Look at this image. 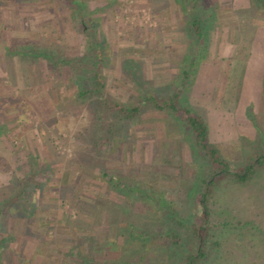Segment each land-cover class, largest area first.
Instances as JSON below:
<instances>
[{
  "label": "rangeland",
  "instance_id": "obj_1",
  "mask_svg": "<svg viewBox=\"0 0 264 264\" xmlns=\"http://www.w3.org/2000/svg\"><path fill=\"white\" fill-rule=\"evenodd\" d=\"M81 1L86 3V21L91 28L95 26L96 39L105 40L108 65L103 69V92L107 97L125 103L138 95L131 79L125 73L123 75L124 59L135 60L146 83L164 86L176 76L189 39L182 31L174 0ZM253 2L254 7L255 4L258 6V0ZM203 3L210 5L207 1ZM68 6L69 3L64 7L58 0H0V126H6L5 134L0 137V202L15 189L12 177L14 181L21 180L32 170L36 172L43 168L42 186L33 195L37 212L31 219L32 224L28 225V232L22 231L26 216L19 206L7 207L3 212L8 220L6 231L18 237L7 251L11 254L8 257L10 264H20V257L32 255L38 246L35 238L46 239L43 243H49L48 249L57 251L68 249L66 245L74 246L72 241H63V246L60 241L56 244L55 241L69 238L70 232L76 235L75 230L69 232L65 226L69 219H76L73 208L78 203L83 207L94 200L95 206L111 197V193H101L106 185L101 175L104 171L151 181V185H158V188L162 185L169 201L182 206L183 217L200 216L199 200H188V185L194 183L193 177L199 172V166L195 164L186 139L188 136L182 128L184 114H175L171 118L163 112H144L140 125L131 124L134 129H127L126 138L123 137L125 130L120 133L122 138L117 137L112 150L106 146V138L99 139L97 146L92 143L90 128L94 123V112L90 108L91 102H78L68 73L64 69L52 71L42 56L43 48L52 51L58 59L85 54L87 37L82 33L78 18L73 17L72 6L71 12ZM223 6L230 8V2H224ZM257 9L262 10L261 7ZM253 19L256 24L263 23ZM217 25L212 40H240L233 35L240 32L241 27L232 10L218 13ZM242 41L239 42L238 58L250 59L253 42ZM24 50L27 56L23 55ZM209 51L213 50L209 48ZM202 62L195 67L197 72L187 84L190 88L188 102H183L192 113L200 116L203 115L195 109L203 107L200 103L205 99L203 89L208 83L205 71L198 83L196 81ZM243 100V92H240L239 104L245 107ZM261 100L264 101V89ZM254 109H246L250 119L253 122L260 120L259 124L264 126V104L255 109L257 116ZM100 122V129L105 130L113 119L104 114ZM249 131L246 129L244 133ZM258 131L257 139L251 143L244 138L237 141L238 144L230 143L231 152L222 153L216 144L213 145L228 161L231 174L217 178L218 183L212 185L207 197L213 236L205 247L207 258L201 264H264V128ZM249 165L250 177L246 182L240 180ZM175 178H179L185 187ZM110 199L115 204L121 201L114 197ZM135 210L138 212L139 208ZM137 212L130 208L125 219L139 231L132 235L126 233V236L140 239L145 222L140 223ZM195 220L199 222L197 218ZM117 229L114 227L102 236L95 230L94 234L99 239L116 238L121 246L124 238ZM149 233L162 234L159 229ZM104 247L101 260L118 259L115 253L119 249L105 257L106 249H112ZM135 247L136 250L141 248ZM152 247L147 243L136 256L139 258L146 252L150 255ZM39 260L35 263L39 264ZM137 261L134 262L146 264Z\"/></svg>",
  "mask_w": 264,
  "mask_h": 264
},
{
  "label": "trees",
  "instance_id": "obj_2",
  "mask_svg": "<svg viewBox=\"0 0 264 264\" xmlns=\"http://www.w3.org/2000/svg\"><path fill=\"white\" fill-rule=\"evenodd\" d=\"M58 1L64 7L66 3L72 6L73 11L70 6H68L69 10L72 11L75 19L78 18L82 33L88 40L87 47H85L86 51L84 55L79 54L74 57L69 55L70 57L67 59H58L52 54V51L43 48L42 56L52 71L64 69L68 73L70 82L74 85L72 89L76 90L78 102H91L90 108L94 112V123L90 128L92 129V143L97 146L99 139L106 138V146L112 150L117 137L118 139L122 138V135H119L120 133L125 130L126 133L123 134V137H125L127 129L133 128L131 124L140 125L139 121L142 119L144 112H163L171 118L176 116L175 114H184L185 119L182 128L184 133L187 134L186 137L188 136L186 139L194 154L195 164L199 166V172L195 173L193 177L194 183L188 185L189 189L186 188L188 189V200L190 202H193V199L199 200L197 206L200 209V216L194 217L193 214L191 219L190 217H183L182 206L169 201L168 195L165 193L167 191H163L162 185L158 188V185L152 186L151 181L148 183L136 180L128 175H116L104 171L101 175L105 179L106 185L105 190L101 193H107V195L111 193V197L121 200L120 203L115 204L110 199L111 197H108L103 204L95 206H93L94 200L88 201L87 205L83 204V207H80L78 203L73 208L76 219H69L65 226L69 232L71 229L75 230L76 235L70 232L68 234L69 238L61 240L58 237L59 240L55 241V244L60 241L61 245L63 241H72L75 245L71 247L66 245L69 246L68 249L57 251L53 248L48 249L49 243H43V240L46 239L35 238L34 240L38 246H35L31 256L20 257L19 263L36 264L35 261L38 258H40L39 264H57V261L60 264H137L134 262L136 259L146 262V264L204 263L203 260L207 258L205 247L208 240L213 236L211 222L209 221L211 213L207 206V197L211 194L212 185L218 183L217 178L229 176L231 172L228 161L223 159V155H220L219 151L209 141V128L206 119L192 113L183 105V102L185 104L188 102L190 88L187 84L191 83L190 77L197 72V70H194L195 67L208 54L214 30L218 26L217 15L203 20L196 12L195 0H174L181 18L182 31L189 39L185 60L178 70V75L172 77L171 81L164 86L146 83L139 72L141 68L135 63V60L124 59L122 63L123 75L125 73L131 79L138 95L130 102L123 103L111 100L103 92L105 86L103 69L108 65V58L105 56L106 45L105 40L98 41L96 39L95 26L91 28L87 24L86 3L81 0ZM259 4L264 6V0H258ZM27 54L24 50L23 55L27 56ZM104 114H109L111 120L113 119V122L105 130L100 129V119L102 120ZM96 120H98L97 123ZM5 129V125L0 126V137L5 134ZM210 166H212L211 169ZM42 169L41 167L36 172L32 170L31 174L26 175L21 180L14 181V177H12L11 183L15 185V189L9 197L0 202V264L11 263V258H8L11 254L9 255L7 251L18 240L16 234H9L6 231L8 220L3 212L7 207L19 206L26 216L22 231L25 234L28 232L29 223L32 224L31 219L37 212V201L33 195L42 186ZM250 170L251 165L243 170V175L239 179L246 182L250 177ZM175 179L178 180L179 178ZM178 182L185 187L180 179ZM6 187L7 185L4 188ZM113 189L115 192H112ZM116 190L120 191V194ZM143 204L148 209H143ZM130 208L135 212H137L135 208H139L137 218H140V223L142 220L145 222V226H142L145 231L140 232V239L131 236L139 230L131 227L125 219ZM195 218L199 222H196ZM88 227H93L94 230ZM114 227H118L117 231H120L119 233L122 232V236H120L124 238V241L121 246L116 238L113 240L99 239L94 234L96 230L98 236H102V233L106 235L107 231H111ZM152 229H159L162 234L150 235L149 232ZM59 231L61 230L59 229ZM126 233L131 234L130 237L126 236ZM142 239L143 242L140 241ZM104 242L106 243L101 244ZM51 243L53 242L51 241ZM147 243L151 247L155 245V247L150 248L151 257L148 255L149 252H146L147 254L138 258L136 256L137 252L143 251ZM102 245L112 249L111 251L106 249L105 257H108L109 254L107 253L119 249V252L115 253L118 255V259L115 261L110 259L101 260L102 255H104V249H102L104 246ZM136 245L141 246V248L136 250ZM161 256L164 258H161Z\"/></svg>",
  "mask_w": 264,
  "mask_h": 264
},
{
  "label": "crops",
  "instance_id": "obj_3",
  "mask_svg": "<svg viewBox=\"0 0 264 264\" xmlns=\"http://www.w3.org/2000/svg\"><path fill=\"white\" fill-rule=\"evenodd\" d=\"M204 1L209 2L210 5L206 6ZM226 1L230 2V8L223 6ZM259 5L255 4L254 7L253 0H195V9L201 19L207 20L220 12L232 10L241 27L240 32L233 34L240 40L222 41V38L210 42L209 48L213 51L208 50L201 64L202 70H199L196 79L198 83L201 75L208 74L205 76L208 83L203 89L205 99L200 103L203 107H198L195 111L206 119L209 141L212 145L216 144L222 153L233 151L230 143L238 144L241 138L253 142L259 135L258 130L264 128L259 124L260 120L253 122L249 117L250 113L246 110L254 107L256 109L264 104L261 100L264 89V6ZM257 7H261L262 10ZM253 18L258 20L256 22L259 23L260 19L263 23L256 24ZM233 29L238 30L236 26ZM243 39L246 43L253 42L250 59L238 58L239 42H243ZM201 88L202 84L199 89ZM240 92H243L245 107L239 104ZM255 109L254 114L257 116L258 111ZM262 121L264 124V119ZM246 129L250 130L249 133H244ZM237 150L234 149L236 153L239 152Z\"/></svg>",
  "mask_w": 264,
  "mask_h": 264
}]
</instances>
